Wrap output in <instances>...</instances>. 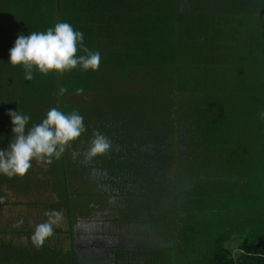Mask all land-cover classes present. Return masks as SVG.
<instances>
[{
	"label": "trees",
	"instance_id": "obj_1",
	"mask_svg": "<svg viewBox=\"0 0 264 264\" xmlns=\"http://www.w3.org/2000/svg\"><path fill=\"white\" fill-rule=\"evenodd\" d=\"M225 4L219 0L213 3L210 0H0V110L7 107L17 110L29 115V121L35 124L52 107L65 113L77 110L86 125L85 133L68 145L61 158L47 165L46 172L42 173L45 179L36 177L38 172L32 167L23 177L0 175V197L6 201L9 191L20 198L25 194L29 199L23 203L26 206H51L69 219L68 169L87 167L98 171L121 192L129 184L139 182V174L149 178L150 162H160L162 158L164 163L169 155L167 150L178 143L186 144L192 153L193 160L187 161L189 165L204 168L206 171L202 172L213 175V181L238 177L228 180L238 181L237 191L242 190L237 173L242 171L240 164L247 162L244 155L248 152L250 158H256V167L250 169L246 163L242 173L256 175L264 185L262 134L253 123L249 126L243 124V119L222 117L224 110L204 91L208 72L203 56L213 34L209 13L222 11L220 8ZM62 21L82 31L85 45L101 53L99 69L82 72L77 68L59 76L54 72L40 74L34 69L33 79L25 80L24 69L9 63V50L15 40L20 34L43 31ZM7 82L10 87L6 90ZM59 87H66L67 92L58 98ZM80 88L83 93L77 95L76 90ZM235 127L239 128L237 133L229 132L228 129ZM1 132L0 126V149H6L9 141ZM96 133L110 138L112 147L107 154L85 161L82 154ZM232 133L240 137L233 139ZM232 140L235 141L230 143ZM227 142L229 149L225 146ZM247 142L249 149L244 146ZM147 144H151L152 150L156 147V151L147 150ZM73 152H80L81 156L73 159ZM233 160L236 163L232 164ZM34 165H37L35 161ZM215 173H222L223 177L215 179L218 176ZM151 179L150 184L164 186L162 181ZM248 180L252 182V178ZM46 190L56 191L58 199L55 202L38 200ZM217 190L222 194L220 198L227 197L225 192ZM212 193L207 190L188 196L190 203L176 221L172 242L179 239L181 225L177 223L184 220L189 207L193 218L190 224L203 227L199 243L203 237V245H208L205 238L210 230L205 223L208 211L207 205L202 204L211 200ZM255 196L241 195L237 206L224 207L236 212L233 217L226 215V221H222L224 226L232 225L231 237L217 235L211 250L196 251L194 264H264V195ZM42 210L29 226L23 223L14 228L15 222L0 225V264H71L63 250L49 246L53 236L39 249L30 242L23 243V239L18 243L14 240L21 234L29 237L35 225L45 221ZM160 210H165L163 204ZM234 232L237 238L232 237Z\"/></svg>",
	"mask_w": 264,
	"mask_h": 264
},
{
	"label": "rangeland",
	"instance_id": "obj_2",
	"mask_svg": "<svg viewBox=\"0 0 264 264\" xmlns=\"http://www.w3.org/2000/svg\"><path fill=\"white\" fill-rule=\"evenodd\" d=\"M2 73L1 69H0V74ZM16 86V85H15ZM10 87V82L6 83L5 89L7 90V88ZM16 88V87H15ZM124 88H122L123 90ZM4 90V91H6ZM10 103V101H8V104ZM10 111V108H6L4 111L0 110V120H1V136L4 135V137L7 136V141H10V139L12 138V123H11V117L8 115V112ZM38 121V120H37ZM33 124H35L34 121H29L30 126H32ZM165 125V123H164ZM162 124L160 126V128L162 129ZM229 132L232 131L234 134L238 132L239 128L235 127L233 129H228ZM165 131L164 129L162 130V132ZM258 132H261V129H258ZM167 133V132H165ZM232 133V138L236 139L239 138V135H233ZM259 134V133H258ZM168 135V134H165ZM264 135V134H263ZM224 136V135H223ZM169 137V136H168ZM235 140H232L230 143H232ZM230 143H226L225 146L229 149L230 147ZM248 142L244 144V146H247ZM146 147V146H145ZM152 147V146H151ZM172 149H174V153L173 154H169L168 157L165 159L164 164H168L171 162L172 158L175 157L177 158L176 160H174V163H177L176 161L179 162V169L183 167H188V169L186 171L189 172L185 173V175H191L190 179H198L196 176L197 174H194L192 176V173H196L195 170H197L198 165L194 166L191 165V168L189 166V160H193L192 157V153H190V150L187 148L186 144H176V146L171 147ZM227 149V151H228ZM152 152L156 151V147L151 150ZM244 158L247 162L240 164L241 169L239 171L244 172L243 166H247L248 168H252L253 166L256 167V165H254L256 163L255 159L256 158H250V154L247 152L244 155ZM248 158V159H247ZM263 161H264V156L262 157ZM188 159V160H187ZM255 161V162H252ZM217 163V162H214ZM229 163V162H228ZM232 164L236 163V160H233L231 162ZM229 163V164H231ZM240 163V162H239ZM37 164V163H36ZM149 164V163H148ZM150 164H152L154 166V168L151 170V175L149 178H147L146 176H144L143 174H139L138 175V181L136 182V184H131L129 185V192H130V196L127 197H119L117 198L120 202V206L124 203V204H128L127 207H125L124 205V209L121 207V211L122 212H118V215L121 217V215L124 216L125 218V222L129 223V225L125 226V227H121L122 231H125L126 233H119L117 231H114L113 233V239L112 241H109V243H107L109 246L116 244H119L121 246H126V242L129 240V238H127L126 236H131L130 241H135L137 243H144V241H146V231L148 229L143 230V233H141L142 231V225L148 224L150 220H148L149 222L146 221V216H149L148 211L150 208H154L155 210H159L161 207V204L164 203L165 199V195L167 192V188L162 185V186H157L155 184L153 185H149L147 186V184H150V180L151 178H156L158 180L163 179V172L160 170V167L157 165L159 164V161H151ZM48 164H37L36 166H32V169L37 173L36 177L42 178L41 180L45 179L46 176H43L42 173L46 172L47 170V166ZM215 167L217 166V164L214 165ZM236 166V165H235ZM202 169V167H201ZM226 170H230L232 171L233 169H228L225 168ZM264 169V168H263ZM183 170V169H182ZM178 171V169H174L173 166L169 167V169L167 168V172L170 175V179L171 180H175V176H179L180 172L182 171ZM201 171H206L204 170V168ZM237 173L240 176V180H241V184L240 186H242V190L241 191H237V185L236 182L238 181H228V180H237L239 179L238 177L233 178L232 176H229L228 180L226 181H221V180H225V178L217 173H215V176H217L215 179H219L222 178L220 180H216L213 181V175L209 174L210 176L207 178L205 176V174H202L201 178H205L204 182L198 183L200 184V189L197 191V193L200 192H205L207 190H212V196L211 200H209L206 204H202L203 205H207L206 209L208 211V215L205 218V223L209 226V235L207 233V235L205 236L206 241L208 243V245H203L204 242V238L202 243H199L200 241V235L202 236V228L200 225L199 227H193V225L190 224V222L193 220V218L190 216L191 213H189V207L188 209L185 211V215H184V220L183 218L180 220L179 223V227L181 225V228L179 230V232L181 231V233L179 234V239L178 241L173 240L172 244H174V246H172L170 243V247L169 244H166L167 241V237H165V235H155L153 233H151L150 235L153 236L151 237V239L153 240V242H156L158 247H162L164 248V245H166L164 248V250H159L158 247L157 249L153 252L154 253V257L156 258V264H194V260L197 258V252L199 251H209L211 250V244L214 241L215 238H217V235H223L225 238L231 237L232 233L231 230L232 229V225L228 224L226 226H224V223L226 220H224L226 215H229L231 217L234 216V214H236V212H233L231 209H227L224 207H227L229 204H234L235 206L238 205L239 200H237L241 195H246L248 197H252L254 195H256L255 197H259L264 195V185L263 183L260 184V180L258 179V177L256 175L253 176H245V174L242 173ZM157 174V176H156ZM162 175V176H161ZM184 175V174H183ZM68 181H67V187H66V191H67V195H68V205H69V209H70V213H71V221L74 224V226L76 225L75 229H79L80 227V222L85 224V221L89 220V217H87V215H89L91 213L90 210L92 209H100V210H106L107 213L108 211H110V208L112 206V202L109 201V198L107 196L104 195L103 193V187L104 184L101 183L99 180H101V173L95 170H91L87 167H81V168H76V169H68ZM252 178V182H250V180H248L249 178ZM179 178V177H178ZM141 180V181H140ZM228 181V182H227ZM142 182V184H141ZM205 184V185H202ZM175 183L172 185L174 186ZM105 189L108 187H104ZM146 189L143 190V189ZM104 189V190H105ZM225 192V194L227 195V197L225 198H220V194L218 190ZM47 191V192H46ZM44 193H42L43 197L38 198V200H41L42 202L44 201H50V202H55L58 199V196L56 195V191L53 190H46ZM146 192H153L152 194V198H143L144 194H146ZM179 192L182 193V191L179 189ZM186 192V191H185ZM184 192V193H185ZM6 201L4 199V204L0 203V225L5 226L10 222H17L18 220H20L21 218H23L24 223L29 226L31 225V222L33 219L36 220V218L38 217V211L40 209H43L42 211H48V209L51 210H57V209H53L51 206L50 207H44L43 204H40L37 207H33V206H26L23 203L29 202V199H26V195L23 194L20 197H16L14 196L11 191L6 193ZM186 195V194H185ZM185 195H180L181 196V201L182 204L183 202H185L184 196ZM231 196L233 197V199L231 198ZM173 200L174 198L171 197ZM189 198V197H188ZM150 202H152V205H150ZM190 202V201H189ZM161 203V204H160ZM157 204V205H154ZM227 204V205H225ZM247 204V203H246ZM119 206V209H120ZM150 206V207H149ZM180 206H186L185 203L183 205ZM188 206V204H187ZM186 206V207H187ZM44 207V208H43ZM182 207V208H183ZM130 208L132 209V213L130 212ZM145 208H149L148 210H145ZM182 208L180 210H182ZM88 209V210H87ZM41 212V211H40ZM44 212L41 213V215L44 216ZM237 215H235L236 217ZM44 218L46 219V217L44 216ZM128 218H131V220H127ZM143 218V220H141ZM27 220V221H26ZM68 217L64 216V213H62V218L59 222V224L57 226H54L55 230H58V232L56 231L53 235V237H51L50 241L48 242L50 247H54V249L56 250H63V254L66 255V259L70 260V253L71 250L69 251V246H67L68 240L67 238L69 237V235L67 234L66 228H68ZM124 219L121 218L119 221L120 222H124ZM129 221V222H128ZM152 221V220H151ZM221 221V222H220ZM223 221V222H222ZM35 222V221H34ZM33 222V223H34ZM204 222V221H202ZM138 224L137 226H135V224ZM216 223L217 227L216 228ZM221 223V224H220ZM118 224V223H117ZM119 225V224H118ZM205 224H203L204 226ZM0 226V228L2 227ZM60 229V230H59ZM202 229V230H201ZM146 230V231H145ZM60 231V232H59ZM261 231V230H260ZM148 232H152V231H148ZM178 232V231H177ZM75 233L78 235L77 238L80 239L81 236V232L78 233L75 230ZM199 234V235H198ZM231 234V235H230ZM22 236L17 240L14 238V240L16 241V243H18V241H20L21 239L24 238V234H21ZM84 235V233H83ZM124 236V237H122ZM30 237V236H29ZM82 237V236H81ZM122 237V238H121ZM232 237H236V233H233ZM121 238V241L119 240ZM78 239H76L75 246L74 248L77 249L79 252L83 251V242H87L85 237L83 236V240L79 241L82 242V245H78ZM129 241V242H130ZM205 241V242H206ZM66 248V250H65ZM122 248V247H120ZM170 248V249H169ZM123 249V248H122ZM69 251V252H66ZM128 249H123V252H127ZM81 256L83 257H87L88 253L85 252L84 254H82ZM108 257V256H107ZM66 259H63L64 261H66ZM107 264H111L110 262L106 261ZM198 262H199V258H198ZM118 264H122V262H119ZM139 264H147L145 261H141L139 262Z\"/></svg>",
	"mask_w": 264,
	"mask_h": 264
},
{
	"label": "clouds",
	"instance_id": "obj_3",
	"mask_svg": "<svg viewBox=\"0 0 264 264\" xmlns=\"http://www.w3.org/2000/svg\"><path fill=\"white\" fill-rule=\"evenodd\" d=\"M101 53L90 50L84 43L82 31L74 29L69 22H57L43 31H33L28 35L20 34L9 50V63L24 69V79H33V70L40 74L56 73L57 76L79 68L82 72L97 71L100 67ZM67 92L66 87H59V98ZM77 89L76 94H82ZM13 125L12 138L6 149H0V175L8 178L23 177L32 167V162L50 165L54 159L61 158L68 145L76 141L86 131L84 117L77 111L65 113L56 107L50 108L39 123L28 127L30 116L17 110L9 111ZM264 119V111L259 113ZM112 141L103 133H96L88 142L83 159L91 161L95 157L109 152ZM80 152H73L76 159ZM0 197V203L4 202ZM45 221L36 224L30 237H24L23 243L37 249L54 235V226L62 218L58 210L45 211ZM23 218L13 227L19 228Z\"/></svg>",
	"mask_w": 264,
	"mask_h": 264
},
{
	"label": "crops",
	"instance_id": "obj_4",
	"mask_svg": "<svg viewBox=\"0 0 264 264\" xmlns=\"http://www.w3.org/2000/svg\"><path fill=\"white\" fill-rule=\"evenodd\" d=\"M225 2L222 11L209 13L213 34L203 56L208 72L207 89H203L224 110L222 117L253 123L264 138V119L259 116L264 111V0H219ZM152 194L147 192L143 198Z\"/></svg>",
	"mask_w": 264,
	"mask_h": 264
},
{
	"label": "flooded vegetation",
	"instance_id": "obj_5",
	"mask_svg": "<svg viewBox=\"0 0 264 264\" xmlns=\"http://www.w3.org/2000/svg\"><path fill=\"white\" fill-rule=\"evenodd\" d=\"M146 149L152 152L151 150V144L145 145ZM155 152V151H154ZM169 154H173V149L167 150ZM162 157V156H161ZM162 159V158H161ZM160 159L159 164H157L160 167V170L163 172V179H160L159 181H162L164 183V188H167L166 192V197L163 205L165 206V210H155L154 208H145V210H148L149 216H146V221L149 222V225L146 224L145 227L148 229L146 231V241L144 243H137L135 241H130L131 236H126L129 238V240L126 242V246H121L119 244H114L109 246L107 243L109 241H112L113 233L114 231H117L119 233H126L125 231L121 232L122 229L121 227H125L129 225V223L125 222V218L123 215L121 217L118 215V212H122L121 207L124 209L125 207L128 206V204H122L120 206V202L117 198L119 197H127L130 196L129 192V184L127 189L124 191H119L111 186L108 182H106V178L101 176V180H99L101 183L104 184L103 187V193L105 196L109 198V201L112 202V206L109 207L110 211L106 210H100V209H92L90 210L91 213L87 215L89 217V220L85 221V224L80 222V227L79 229H75L76 225L71 221V213L70 209L68 206V215H69V220H68V232L67 234L69 237L67 238L68 243L67 246H69V251L71 250L70 253V261L71 264H107L106 261L110 262L111 264H118L119 262H122V264H139L141 261H145L147 264H156V258L154 257V251L157 249L158 245L156 242H153L151 239L150 234L153 233L155 235H165L167 237L166 244L168 245L169 243H172V238H173V230L176 227V221L179 219V216L183 212V209L187 206L189 202L188 196H191L192 194L196 193L200 189V184L201 182L207 181L204 180L205 178H201L202 174H205V176H210L209 173H203L201 170V167L197 168L196 173H192V176L194 174H197L198 179H190L191 175H185V173H188L186 169L188 167H183L179 169V162L176 161L177 163H174V160H171L170 163L164 164L162 160ZM159 161V160H158ZM174 169H178V171L182 170L180 172L179 176H175V180H171L167 175V167H172ZM190 166V165H189ZM196 166V165H195ZM150 167L153 169V165L150 164ZM186 168V169H185ZM191 168V166H190ZM151 169V170H152ZM167 173V174H166ZM184 174V175H183ZM157 176V174H156ZM179 177V178H178ZM103 180H105L103 182ZM153 180V179H151ZM175 183L174 186H172ZM105 189V190H104ZM179 189L182 191V193L179 192ZM186 191V192H185ZM185 192V193H184ZM186 194V195H185ZM180 195H185L184 199L186 206H180L183 205L181 201V196ZM173 197L174 200L171 198ZM152 198V196H151ZM150 205H152V202H150ZM120 206V209H119ZM150 207V206H149ZM183 207V208H182ZM182 208V210H180ZM88 210V209H87ZM130 212L132 213V209L130 208ZM123 218L124 222H120L119 220ZM127 220H131V218H128ZM152 220V221H151ZM128 221V222H129ZM119 225H118V224ZM121 226V227H120ZM136 226V225H135ZM75 230L78 233H82L80 236V239L77 238V235L75 233ZM143 230L141 233H143ZM152 231V232H148ZM84 233V235H83ZM83 236L85 237L87 242H83V251H78L77 249L74 248L75 246V241L78 239L77 244L82 245V242H79L83 240ZM124 237V236H122ZM121 237V238H122ZM121 238L119 239L121 241ZM130 241V242H129ZM169 246L167 247H170ZM145 245V246H144ZM143 246V247H142ZM166 245H164V248ZM122 247L123 249H128L127 252H123V249L120 248ZM162 247H158V249L164 250ZM66 250V248H65ZM85 252L88 253L87 257L81 256ZM108 256V257H107Z\"/></svg>",
	"mask_w": 264,
	"mask_h": 264
}]
</instances>
